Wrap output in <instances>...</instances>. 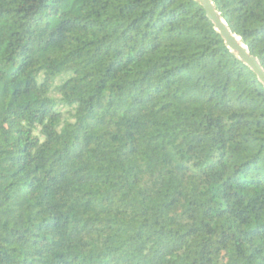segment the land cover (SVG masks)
<instances>
[{
  "label": "trees",
  "instance_id": "1",
  "mask_svg": "<svg viewBox=\"0 0 264 264\" xmlns=\"http://www.w3.org/2000/svg\"><path fill=\"white\" fill-rule=\"evenodd\" d=\"M0 264H264V87L194 0H0Z\"/></svg>",
  "mask_w": 264,
  "mask_h": 264
},
{
  "label": "water",
  "instance_id": "2",
  "mask_svg": "<svg viewBox=\"0 0 264 264\" xmlns=\"http://www.w3.org/2000/svg\"><path fill=\"white\" fill-rule=\"evenodd\" d=\"M194 1L201 6L206 18L212 23L214 30L224 41L226 48L256 75L257 80L264 87V70L258 60L249 54L247 48L240 42L239 37L231 33L211 0Z\"/></svg>",
  "mask_w": 264,
  "mask_h": 264
}]
</instances>
